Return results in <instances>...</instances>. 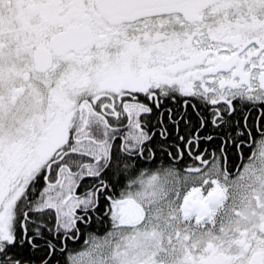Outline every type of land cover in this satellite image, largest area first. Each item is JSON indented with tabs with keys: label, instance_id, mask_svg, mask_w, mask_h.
<instances>
[{
	"label": "snow or ice",
	"instance_id": "obj_1",
	"mask_svg": "<svg viewBox=\"0 0 264 264\" xmlns=\"http://www.w3.org/2000/svg\"><path fill=\"white\" fill-rule=\"evenodd\" d=\"M0 264H264V0H0Z\"/></svg>",
	"mask_w": 264,
	"mask_h": 264
},
{
	"label": "flooded vegetation",
	"instance_id": "obj_2",
	"mask_svg": "<svg viewBox=\"0 0 264 264\" xmlns=\"http://www.w3.org/2000/svg\"><path fill=\"white\" fill-rule=\"evenodd\" d=\"M258 139V136L257 137H254V140L253 142L251 143V146L250 147H246L244 148V156H245V161L247 160V157L254 151V150H257V144L255 143V140ZM230 161L232 163H235V164H240L241 161L235 157V156H230ZM148 168V173L147 175H151V172L154 170L151 166H146ZM147 175L145 176V179H147ZM82 192V189L81 190H78V194H80ZM105 228L102 230V231H99L96 233V236L98 237H103L105 232L108 230L107 228V225L104 226Z\"/></svg>",
	"mask_w": 264,
	"mask_h": 264
},
{
	"label": "trees",
	"instance_id": "obj_3",
	"mask_svg": "<svg viewBox=\"0 0 264 264\" xmlns=\"http://www.w3.org/2000/svg\"><path fill=\"white\" fill-rule=\"evenodd\" d=\"M105 227L104 226H100V225H96L94 226L92 229L89 230V232L92 233H97L99 231H102ZM89 237V233H85L84 235L81 236L80 240L77 242L76 245H74V247L76 249H80L81 247L84 246V241L85 239H88Z\"/></svg>",
	"mask_w": 264,
	"mask_h": 264
},
{
	"label": "rangeland",
	"instance_id": "obj_4",
	"mask_svg": "<svg viewBox=\"0 0 264 264\" xmlns=\"http://www.w3.org/2000/svg\"><path fill=\"white\" fill-rule=\"evenodd\" d=\"M96 236V235H95ZM98 237V236H97ZM87 246L85 245L83 248H86Z\"/></svg>",
	"mask_w": 264,
	"mask_h": 264
}]
</instances>
